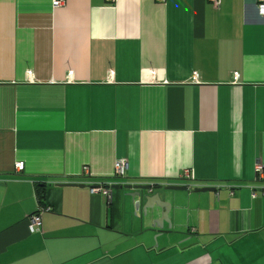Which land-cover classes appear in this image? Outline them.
I'll return each instance as SVG.
<instances>
[{
  "label": "crops",
  "instance_id": "crops-1",
  "mask_svg": "<svg viewBox=\"0 0 264 264\" xmlns=\"http://www.w3.org/2000/svg\"><path fill=\"white\" fill-rule=\"evenodd\" d=\"M258 4L0 0V264H264ZM99 184L188 190L159 232Z\"/></svg>",
  "mask_w": 264,
  "mask_h": 264
},
{
  "label": "water",
  "instance_id": "water-1",
  "mask_svg": "<svg viewBox=\"0 0 264 264\" xmlns=\"http://www.w3.org/2000/svg\"><path fill=\"white\" fill-rule=\"evenodd\" d=\"M113 189H125L129 191L126 196L130 199V206L134 211V219L139 220L142 228L157 227L159 232L167 223L170 228L180 221L181 209L176 205L173 192H185L186 186L177 185H113ZM196 193L217 192V188L204 187L194 189ZM164 232V231H163ZM180 234L170 231L168 234Z\"/></svg>",
  "mask_w": 264,
  "mask_h": 264
},
{
  "label": "built area",
  "instance_id": "built-area-1",
  "mask_svg": "<svg viewBox=\"0 0 264 264\" xmlns=\"http://www.w3.org/2000/svg\"><path fill=\"white\" fill-rule=\"evenodd\" d=\"M65 0H53V6L54 8L61 7L64 4ZM217 8L220 6V0H210ZM259 13L264 16V0H259L258 4ZM16 171L22 172L24 170V164L23 163H17L15 165ZM128 170V165L124 161L116 162L115 164V172H116V178L123 179L126 177V172ZM87 171V169H86ZM256 173L259 176V178H264V164L258 163L256 165ZM183 180L187 181H193L194 175L192 171L185 170L183 175L180 177ZM113 191V185L109 184H99L97 186L90 187V193L92 195H98L102 194L105 196H109ZM255 196V195H254ZM41 213L38 212L34 214L30 219V231L31 232H39L40 228L42 226V220H41Z\"/></svg>",
  "mask_w": 264,
  "mask_h": 264
},
{
  "label": "trees",
  "instance_id": "trees-1",
  "mask_svg": "<svg viewBox=\"0 0 264 264\" xmlns=\"http://www.w3.org/2000/svg\"><path fill=\"white\" fill-rule=\"evenodd\" d=\"M39 194H40L39 199L42 200L44 195H43V193H39Z\"/></svg>",
  "mask_w": 264,
  "mask_h": 264
}]
</instances>
